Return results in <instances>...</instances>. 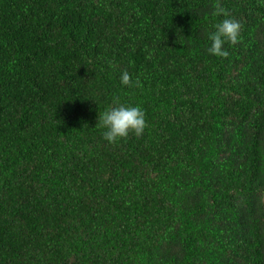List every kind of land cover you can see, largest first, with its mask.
<instances>
[{"label": "trees", "instance_id": "trees-1", "mask_svg": "<svg viewBox=\"0 0 264 264\" xmlns=\"http://www.w3.org/2000/svg\"><path fill=\"white\" fill-rule=\"evenodd\" d=\"M114 97L141 137L103 139ZM0 264H264L258 0H0Z\"/></svg>", "mask_w": 264, "mask_h": 264}, {"label": "clouds", "instance_id": "clouds-1", "mask_svg": "<svg viewBox=\"0 0 264 264\" xmlns=\"http://www.w3.org/2000/svg\"><path fill=\"white\" fill-rule=\"evenodd\" d=\"M264 7V0H258ZM214 16L225 17L213 25L214 31L208 33L209 46L207 52L210 55L226 58L228 51L224 48L225 43L235 46L241 41V24L239 21L228 17L227 12L217 5ZM120 83L130 86V76L127 71L120 75ZM99 125L103 129L102 136L108 144H114L129 135L141 137L147 127L145 113L139 106L122 103L119 97H114L112 106L99 114Z\"/></svg>", "mask_w": 264, "mask_h": 264}]
</instances>
